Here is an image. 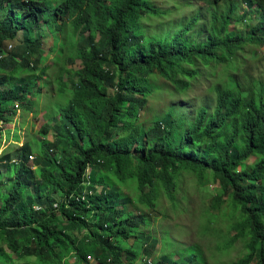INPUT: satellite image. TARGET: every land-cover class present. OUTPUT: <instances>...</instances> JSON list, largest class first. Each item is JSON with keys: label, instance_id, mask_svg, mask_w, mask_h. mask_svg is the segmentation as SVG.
I'll use <instances>...</instances> for the list:
<instances>
[{"label": "trees", "instance_id": "1", "mask_svg": "<svg viewBox=\"0 0 264 264\" xmlns=\"http://www.w3.org/2000/svg\"><path fill=\"white\" fill-rule=\"evenodd\" d=\"M214 1L209 34L198 41L195 38L203 30L189 31L197 16L171 38L159 32L133 36V25L164 13L152 0H0V57H4L0 88L8 87L0 90V121L10 124L5 114L14 115V106L32 104L40 84L35 73L46 76L47 71L39 69L42 24L58 44L53 52L63 55L69 46L68 61L83 63L68 105L58 112L66 129L74 132L69 139L58 138L50 144L44 138L43 143L24 145L10 161L4 158L6 150L2 154L0 166H12H7V191H0V264H16L12 253L21 264H71V255L76 264L85 263L88 255L100 264H121L126 255L129 264H138L144 256L136 240L144 237L154 245L159 241L140 230L147 216L129 210L132 203L157 208L166 194L178 211V179L186 171L204 184L212 181L219 186L213 207L230 220L227 232L221 233L213 227L218 217L207 219L205 212L201 234L223 238L219 247L224 252L243 241L245 254L233 264H264V98L257 101V86L264 80L243 83L239 77H229L226 87L215 89L213 110L203 107L194 118L173 109L163 111L152 128L140 120L139 112L144 110L135 107L149 98L143 83L146 75L157 72L171 81L175 91L185 93L199 74L198 62L207 66L213 60L228 71L238 50L264 47V0H242L248 8L258 7L260 13L255 25L246 24L247 32L230 28L233 22L247 23L232 0ZM19 33L23 51L4 56L5 44ZM23 71L26 76L21 75ZM58 75L59 96H64L71 82L66 84ZM41 133L46 137L49 132ZM69 148L79 156L69 155ZM30 149L39 151L32 164ZM52 153L61 154L60 159ZM254 157L259 158L250 167ZM88 166L89 187L85 185ZM109 171L125 183L122 189L134 186L141 194L134 199L125 195L123 201L122 189L100 184L103 173ZM96 185L103 187L101 193L94 189ZM87 190L92 194L88 192L83 199ZM118 193L121 197L114 195ZM122 240H135L131 242L134 249L118 248ZM151 247L146 251L150 253ZM191 254H182V264H188L191 257L190 264L196 260L205 264L197 253ZM26 258L34 261L23 262ZM171 259L160 262L148 256L142 264L150 260L172 264Z\"/></svg>", "mask_w": 264, "mask_h": 264}, {"label": "rangeland", "instance_id": "2", "mask_svg": "<svg viewBox=\"0 0 264 264\" xmlns=\"http://www.w3.org/2000/svg\"><path fill=\"white\" fill-rule=\"evenodd\" d=\"M222 1V0H220ZM154 5L161 9L164 13L155 15L154 18H146L140 20L138 25L132 26V35L145 37L150 34L159 32L161 37L171 38L175 35L177 30H180L191 18L197 16L198 20L194 24L193 30H203L200 37L195 38L198 41L203 40L209 34L211 10L215 7L214 0H152ZM233 5L238 8V14L246 17L245 25H236L233 22L230 25L231 30L240 29L244 32L248 31L246 24L250 23L255 25L260 20V13L257 10L258 7L254 6L248 8V5L243 3L242 0H232ZM222 3H219L221 7ZM222 10V8H220ZM148 23V24H146ZM172 32V33H171ZM174 32V33H173ZM40 34L42 37L41 43V57L39 69L47 71L46 76L37 75L39 77V87L36 93L31 98L32 104H26L23 107L14 106L12 111L14 115L5 114V118H11L10 124H5L1 121L2 136L7 140V145L3 149L6 150L5 157L8 161L17 157L18 149L24 145H34L44 142V138L50 143L55 144L58 138L67 140L68 135H72L74 132L72 129L67 130L65 121L60 118L58 114L59 110L65 108L69 101L71 94L73 93V85L78 84L80 71L83 69V63L80 59L68 61L69 46L64 49L63 55L58 52H53L55 48L58 49V44H54L51 30L46 27L45 24L41 25ZM189 34H187L188 37ZM99 40V37L96 38ZM22 44V33H19L17 38L13 42L5 44L6 50L4 56L8 53L13 52L19 54L22 50L20 46ZM234 62L228 64V71H224L223 66H219L217 62L211 60L210 64L205 66L202 62H198L196 67L199 70V74L192 80V87L185 93L175 91L174 85L167 78L161 77L157 72L146 75V80L143 81L145 87L150 91L147 102H143L141 105L135 106L138 109L144 111L139 112L140 120L146 124L149 128H152V122L156 117L160 116L162 112L168 113L170 109H173L175 113H180L187 118H194L198 111L203 107L211 108L213 110L216 105L217 95L215 89L217 86L226 87V82L229 77H239V80L243 83H247L249 80H256L257 83L262 79L264 80V47L248 46L238 50L236 53ZM15 56V55H14ZM4 58L3 56L0 58ZM73 60V59H72ZM223 64V63H222ZM190 69V67H188ZM61 73L64 82L68 85L66 92L63 96L59 93V86L56 84V79L59 77L58 73ZM28 73L27 75H29ZM24 75V71L21 73ZM116 78L117 72H114ZM141 78V77H139ZM117 83V78L114 80ZM11 88L15 87V80H9ZM8 88L7 86L1 87L0 90ZM41 90V91H40ZM110 91V95H114ZM264 98V81L261 85L257 86V101L259 102ZM171 104L176 106H170ZM170 106V107H169ZM179 106V107H178ZM182 106V107H181ZM31 110L33 114L31 113ZM64 127V128H62ZM68 128V127H67ZM47 130L48 136L42 135V130ZM3 144V142H2ZM28 145V146H29ZM84 148L86 144L82 145ZM195 150V148H194ZM56 151V150H55ZM38 150L30 149L28 153L33 156H37ZM60 152V151H59ZM62 154V152H60ZM67 153V152H66ZM52 157H57V161L60 159L61 154L52 153ZM68 154L79 156L76 151L68 149ZM3 155V156H4ZM69 157V156H68ZM259 158V157H258ZM258 158H253L249 162L251 167ZM2 156H0L1 163ZM15 161V160H13ZM38 164V163H37ZM1 164L0 172L2 178L0 179V191L5 193L8 186V167L12 166L8 164ZM104 182L102 185L117 186L122 189L125 183L118 181L113 174V171L104 172ZM179 188L177 191V197L179 200V209L176 211L171 204V199L168 195L164 194L160 204L154 207H146L143 205H137L130 207L129 210H135L140 215L147 216V223L140 227V230L144 233H150L154 235L159 241L158 244L154 245L152 242L147 241L144 237L137 241V247L142 248L140 256L143 260L138 262L142 264L145 258L151 256L152 259L163 261L168 257L172 256L170 262L172 264L179 262L182 264V254L188 252V255L192 256V253H197L200 259L205 264H233L239 260L245 254V244L243 241L237 243L233 248L227 249L225 252L219 245L222 243L223 238L216 234H201V224L206 222L210 217L217 216L218 219L215 221L213 227L215 230L221 233H226L229 228L228 217L224 218L218 209H214V199L218 193L219 186L214 182L210 181L204 184L199 181L196 174L186 171L183 176L178 179ZM124 197L134 199L136 195H140V190L136 191L133 186L129 190L122 189ZM122 201V202H123ZM118 202V201H116ZM120 203H116L119 205ZM1 205V203H0ZM120 208L125 209V205H121ZM205 212L208 213L207 219H205ZM210 212V213H209ZM77 232V231H76ZM72 236L71 232H68ZM83 237V236H82ZM81 237V238H82ZM135 240H131L133 242ZM122 240L118 244V248H122L123 251L134 249L133 243ZM0 245H3L0 242ZM150 253L146 251L148 247ZM1 247V246H0ZM8 251V250H7ZM8 253H12L8 251ZM93 253V252H91ZM94 254V253H93ZM201 254V256H200ZM95 255V254H94ZM16 264H21L16 258L15 254L12 253ZM189 263L193 260L190 258ZM34 261V259H32ZM25 259L23 262L32 261ZM69 261L71 264H76L77 259L73 255L70 256ZM198 260L192 262L197 264ZM130 261L123 256L121 264H129Z\"/></svg>", "mask_w": 264, "mask_h": 264}, {"label": "built area", "instance_id": "3", "mask_svg": "<svg viewBox=\"0 0 264 264\" xmlns=\"http://www.w3.org/2000/svg\"><path fill=\"white\" fill-rule=\"evenodd\" d=\"M0 58H1V57H0ZM15 108H17V107H15ZM1 126H2V124H1V121H0V129H1ZM0 142H1L0 156H2L3 152L5 151V150L3 149V147L5 148L6 145H7V144H6V143H7V140H5L4 136H2V132H0ZM2 142H3V144H2ZM2 146H3V147H2ZM34 159H35V156H33V155H29V160H30V163H31V164L33 163ZM32 168L34 169L35 166L32 165ZM90 172H91V168L88 166L87 169H86V175H87V176L85 177V185H86L87 187H89V186L91 185V182H90L89 177H88V175L90 174ZM94 189L97 191V193H101L102 190H103V187H101V186H99V185H96V186L94 187ZM88 192H90V194H92V190H87V191H85V193L82 195V198H83V199H84L85 195H86ZM74 258H75V257H74ZM83 264H100V263L95 259V257H93L92 255H88V256H87V260H86V262L83 263ZM149 264H152L151 260L149 261Z\"/></svg>", "mask_w": 264, "mask_h": 264}]
</instances>
